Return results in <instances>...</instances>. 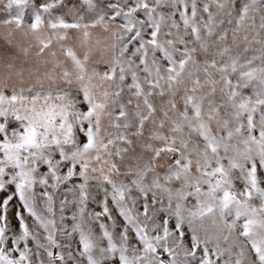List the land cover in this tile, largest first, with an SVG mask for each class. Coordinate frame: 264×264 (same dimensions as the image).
<instances>
[{
	"label": "snow or ice",
	"instance_id": "6c2138e0",
	"mask_svg": "<svg viewBox=\"0 0 264 264\" xmlns=\"http://www.w3.org/2000/svg\"><path fill=\"white\" fill-rule=\"evenodd\" d=\"M0 264H264V0H0Z\"/></svg>",
	"mask_w": 264,
	"mask_h": 264
}]
</instances>
